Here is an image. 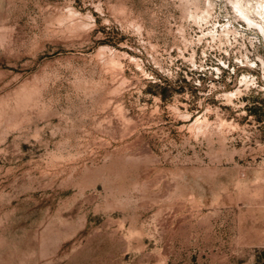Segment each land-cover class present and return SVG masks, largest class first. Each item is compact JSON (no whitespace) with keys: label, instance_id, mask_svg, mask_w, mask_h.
<instances>
[{"label":"rangeland","instance_id":"374dc122","mask_svg":"<svg viewBox=\"0 0 264 264\" xmlns=\"http://www.w3.org/2000/svg\"><path fill=\"white\" fill-rule=\"evenodd\" d=\"M210 2L0 0V264H264V0Z\"/></svg>","mask_w":264,"mask_h":264},{"label":"bare ground","instance_id":"6f19581e","mask_svg":"<svg viewBox=\"0 0 264 264\" xmlns=\"http://www.w3.org/2000/svg\"><path fill=\"white\" fill-rule=\"evenodd\" d=\"M208 1H210V0H208ZM213 1H214V0H213ZM253 1H254V0H253ZM211 2H212V0H211ZM211 2H210V4H211ZM257 2H258V1H257ZM247 3H248V2H247ZM259 3H261V2H259ZM207 5H208V4H207ZM235 5H236V7H237V11H239V12L241 13L242 18H243V16H244L245 18H247V20H248V19H252V17H251L252 14L249 13L250 9L253 8L252 6H251L252 8H251V7L248 8L249 6L247 7L246 3H244L243 0H235ZM251 5H252V4H251ZM254 5H255V4H254ZM259 5H260V4H259ZM259 5H258V6H259ZM260 6H261V7L259 8V10H258V9H257V10H258L259 13L262 15V17H263L262 19H263V22H264V5H260ZM254 8H255V7H254ZM252 10H253V9H252ZM254 11H255V10H254ZM258 11H257V12H258ZM238 15H239V14H238ZM245 18H244V19H245ZM253 20H254V19H253ZM250 21H251V20H250ZM255 21H256V20H255ZM258 22H259V21H258ZM259 23H260V22H259ZM259 23H258V24H259ZM262 24H263V23H262ZM262 24H261V25H262ZM262 27H263V26H262ZM262 27H261V28H262ZM263 29H264V27H263Z\"/></svg>","mask_w":264,"mask_h":264}]
</instances>
